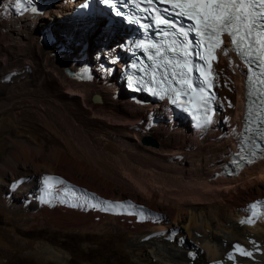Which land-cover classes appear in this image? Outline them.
I'll list each match as a JSON object with an SVG mask.
<instances>
[{"label":"bare ground","instance_id":"bare-ground-1","mask_svg":"<svg viewBox=\"0 0 264 264\" xmlns=\"http://www.w3.org/2000/svg\"><path fill=\"white\" fill-rule=\"evenodd\" d=\"M9 3L4 7L0 6V13L6 12L5 19L8 21L7 25L3 26L2 22L5 19H2L0 15V61L7 65L9 61L17 57L16 48L22 49L23 44H27V49L29 48L31 51L34 61H44L47 69L50 67L57 70L61 81L58 82L48 75V82L45 81L48 89L57 87L60 89L59 93H62V97L74 98L78 106L81 104L80 108L85 109L88 115L97 120H106L109 123L112 122L115 127L124 126L133 131V139L122 138L121 145L115 143L116 141L112 137L107 138L106 145L99 146V154L102 156L105 165L118 166L115 167L120 170L122 178L120 193L126 191V186H130L141 197L149 201L146 204V202L143 203L142 200L136 198L122 194L115 195L113 187L116 182L113 183L107 180L108 178L105 179L102 175L96 174L84 162L75 163L60 149H57L54 154L56 162L61 167L63 165H68V167L55 169L54 175L63 176L59 177L63 179V186L71 183L75 185L74 199L68 190L65 191L70 197H64L58 202H56L55 197L45 194L43 197H38L37 209L40 210L36 211V215H43L48 220L54 221L59 228L67 230L73 229L101 234L110 233L114 230L119 232V235L125 231H135L136 234L132 241L134 264H210L211 261L221 259H224L227 264H264V215L254 225L244 226L240 223L241 218L246 214L247 205L256 198H264V160L244 169L237 179L215 177V174L220 172L222 164L230 155L232 151L230 148L225 150L224 162L217 163L216 160H209L202 162L196 168H189V170L185 166L176 165L174 167L176 164L174 158L176 157H173V152L178 151L177 148L186 142L187 137L196 139L198 146L204 149L212 140L218 141L215 137L221 133V127L217 126L215 129L213 127L221 114L216 113L209 131L201 130L199 133H191L188 126L172 120L170 110L164 104L146 107L134 105L130 102L127 94L117 86L113 88L116 94L112 95L110 88L106 87L109 85L108 82L101 80L106 78V74L92 78L88 82H82L81 76L79 80L69 78L65 69L76 72L78 68V63L75 62L78 57L71 56L72 51L70 49L72 47H79L80 51L82 49L83 53L90 56L89 51L82 48L87 44L86 41L90 43L93 40L98 41L101 34H104L102 37L105 38V42L99 49L101 51L108 48L109 43L116 41L117 37L111 32L107 33L104 30L100 32L94 26L90 27L91 24L85 19H81L80 24L72 23L69 21V12H60L62 21L59 24L56 22L54 27H57V31L59 30L67 36L68 41H65L67 45H64L66 53L62 55L64 48H59L57 52L56 50L51 51L49 44L44 47L50 51L43 52L39 46L45 41L41 37L44 36V33L40 32L41 35L39 34L37 22L41 16L47 13L46 11L53 5V2L40 0L32 6L27 4L28 10L18 7L15 0H10ZM56 7H64L68 10V6L61 4V2L57 3ZM33 8L35 11L31 10ZM46 16L44 15L43 18ZM12 34H15V38L11 36ZM77 45L80 46L77 47ZM224 49L222 48L220 51L218 63L213 67L216 73L214 89L219 94L216 105L220 109L223 101L219 92L222 87L218 86L219 90L217 87L220 80L219 76L222 73V65H228L231 67L232 75L238 84L234 120L238 122L237 128H240L244 103L243 68L230 51L227 55L228 59L225 61L223 59L225 56L223 54ZM26 59V57H21L18 61L23 63ZM41 59L43 60L41 61ZM56 64L63 66L62 69L55 68L54 65ZM18 75L14 77H18ZM1 76L10 78L9 72L2 73ZM222 76L226 79L224 73ZM101 83L102 86H100ZM93 96L99 97L100 102H93ZM153 108L156 111H158L157 109L167 111L165 117L161 114L157 116L158 113L151 115L149 122L145 123L142 128L137 127L142 114L151 112ZM167 121L168 125L165 127L162 136L153 133L156 127L165 125ZM212 129L218 134L211 133ZM206 131L210 133L208 136L203 135ZM143 133H153L159 140L160 148L154 151L155 149L141 144L139 141ZM231 141L235 143L236 136H232ZM124 147H134L146 154L142 159L140 168L137 169L129 165L133 162V158L129 152L123 150ZM38 151L41 152L42 150L38 149ZM151 156L158 158H151ZM151 159L160 160V163H164V168L153 165ZM169 165L176 169H170ZM73 169L79 175L74 173ZM117 173L115 174L117 175ZM30 188L27 193L33 196L32 190L34 188ZM241 190L249 191L248 195L243 198L239 197L237 193ZM44 200H48L50 203H45ZM102 202L122 203L125 205V209L101 210L105 206ZM157 203L164 207L167 206V209H158ZM93 204H96L97 207H93ZM129 204L133 205L134 208H127ZM190 244L194 246L191 247ZM236 244L252 251V257L240 256L238 252H235L234 245ZM190 250L197 252V258L194 261H190L186 256ZM228 252L235 253V259H228ZM41 254L46 259H53L64 264H69V256L71 255L69 252L65 253L53 248L44 249Z\"/></svg>","mask_w":264,"mask_h":264},{"label":"rangeland","instance_id":"rangeland-1","mask_svg":"<svg viewBox=\"0 0 264 264\" xmlns=\"http://www.w3.org/2000/svg\"><path fill=\"white\" fill-rule=\"evenodd\" d=\"M8 1L10 0H0V6L4 7ZM56 6L57 3L53 4L46 11L48 14H44L47 16L44 18V15L41 16V19L37 22L38 32L39 34L43 32L44 36L41 37L45 39L39 47L43 52L50 51L44 47L46 44L51 46V51L56 50L57 52L59 48H64L62 50L63 55L66 53L64 45H67V43L65 44V41H68V39L63 32L57 31V27H54V25L56 22L59 24L62 21L60 12L67 13L70 9ZM5 14L4 11L0 13L2 19H5ZM7 23L8 21L5 19L2 25L6 26ZM102 35L104 34H101L98 41L95 40L96 42L94 40L91 41L92 43L86 41V45L89 47V55L94 56L97 52L95 50L100 49L104 44L105 38ZM11 36L15 38V34ZM88 40H91V38H88ZM27 47L28 45H25V43L22 49L17 47L15 50L17 57L9 61L7 65L0 61V170H2L0 172V264H64L42 256L41 252L47 248L71 253L69 264H134L132 241L136 234L135 231H125V233L119 235V232L114 230L105 234L73 229L67 230L59 228L54 221L48 220L43 215H36V211L40 210L37 209L38 197H43L45 194L55 197L56 202H58L64 197H70L65 191L68 190L72 193L71 196L74 199V184L63 186L56 182L57 180L63 181L62 178H59L63 176L54 175V170L68 167V165L61 167L56 162L54 154L57 149H60L75 163L84 162L96 174L102 175L105 179L108 178L107 180L113 183L116 182L113 187L115 195L122 194L123 196L136 198L142 200L143 203L146 202V204L149 201L141 197L130 186H126V191L120 193L122 178L120 170L116 169L118 166L105 165L102 156L99 154L100 147L108 142L107 138L112 137L116 141L115 143L121 145L122 138L129 137L133 139V131L124 126L115 127L112 122L109 123L106 120H97L88 115L85 109L80 108L81 104L78 106L74 98L62 97L63 95L59 93L60 89L57 87L48 89L46 84L48 75L58 82L61 81L57 70L50 67L47 69L46 63L42 61L43 59H41L42 62L34 61L32 53ZM70 50L72 51L71 56L78 57L79 47H72ZM21 57L27 59L20 63L18 60ZM223 57L227 61L228 57ZM54 66L59 70L63 67L57 64ZM230 69V66L222 65V73L225 74L226 79L221 73L217 85V87H222V90H219V87L218 90L223 101L217 111L221 116L219 120L217 118L213 128L221 127V133L218 134L214 129L210 132L218 134L215 137L218 141L214 142L212 140L204 149L198 146L196 139L187 137L186 142L177 148L179 152H173V157H176L174 158L176 162L174 167L176 165H179V167L185 166L189 170V168H196L202 162L209 160H216L217 163L224 162L225 150L227 148L232 150V147H234L235 143L231 141L232 136L237 135L236 132L239 128H237L238 122L234 120L238 84ZM6 72H9L10 78L1 76L2 73ZM16 73L19 74L18 77H14L17 76ZM50 78L49 80H51ZM100 86H102V83ZM106 87L110 88L112 95L116 94L112 86L108 85ZM230 103L231 106H229ZM157 110L153 108L151 112L142 114L137 127L142 128L145 123L150 121L149 116L151 115L158 113L157 116L161 114L165 117L167 111ZM143 112L145 113V111ZM167 125L168 121L165 125L156 127L153 133L162 136ZM208 131L203 135L208 136L210 134ZM153 133H143L139 142L141 143L143 137H151L158 144L157 147H151L156 151L160 148V143ZM38 149L42 151L39 152ZM123 150L132 155L133 162L129 165L137 169L140 168L142 159L146 154L134 147H124ZM177 156H179L178 160ZM151 158L157 159L158 157L151 156ZM151 160L153 165L158 168L164 166V163L159 162L160 160ZM170 169L175 170L176 168L171 166ZM73 172L76 173V170L73 169ZM46 176L56 178L53 181L54 187L50 194H47L43 184V178ZM21 180H23V183L13 189V184ZM30 187L34 188H32L33 196L27 193ZM248 192L241 190L237 194L243 198L248 195ZM157 207L160 210L167 209V206L164 207L159 203H157ZM190 246L194 245L190 244Z\"/></svg>","mask_w":264,"mask_h":264},{"label":"snow or ice","instance_id":"snow-or-ice-1","mask_svg":"<svg viewBox=\"0 0 264 264\" xmlns=\"http://www.w3.org/2000/svg\"><path fill=\"white\" fill-rule=\"evenodd\" d=\"M29 2L30 0H15L16 5L23 7V10H28L26 5ZM118 2L119 0H103L105 5H110L114 9ZM146 2L152 4L153 0H146ZM160 3L170 6V8L164 9L165 13L173 12L176 16L189 21L187 27L182 23L168 19L158 9H153V23L157 27L163 26L167 29L160 32V36L165 43L159 44L143 39L140 41H125L124 43L139 48L147 55L148 59L154 61L155 69L161 73L160 83L172 78L175 85L180 86V92H177L175 88L170 89V91L175 95L182 94L185 98V104L197 103L199 105L198 111L203 113V118L200 115L196 116L199 126L203 127L212 123L209 107L212 96L206 93L203 87H198L192 77L194 73H199L203 76L207 88L211 89L213 87V82L216 80L213 62L218 63L216 53L222 49L225 35L230 37L231 51L241 57L250 71H259L261 77L259 83L264 85V0H160ZM137 7L139 9V5ZM31 10L35 11L34 8ZM114 14L117 16L124 15L119 9H116ZM141 26L145 30L150 27V25ZM117 47L123 48L124 45H118ZM228 52L229 50L225 48L223 54L227 56ZM113 59H118V57ZM157 59H159V63H156ZM195 59H199L204 63L197 67ZM169 69H171V72H169ZM152 75V82L156 83L155 72ZM252 83L253 81L250 79L249 85ZM197 93H199L198 96ZM248 95L249 97L252 96L251 87ZM261 95L264 96V92H261ZM173 103H176L175 98H173ZM261 103L264 104V99L261 100ZM229 106H231V103ZM248 111L251 115V105H249ZM261 111L264 112V109H261ZM236 157L232 163L237 168L245 163L252 164L257 158L264 159V146L261 147L259 156L255 151L245 155L242 146ZM235 171L236 169H233L230 174H235ZM55 179L51 176L43 178L47 194L51 193ZM56 182L63 184L62 180ZM21 183H23V180L14 183L13 189ZM43 202L50 203L48 200ZM102 203L105 206L101 210L125 209V205L122 203ZM93 207H97V205L93 204ZM127 208H134V206L129 204ZM258 208L262 209L260 215H264V201H257L250 205L249 215L241 220V223L253 224V217L258 218L256 212ZM234 250L240 256L252 257L253 255L252 251L239 244L234 245ZM228 258L235 259V253L230 254Z\"/></svg>","mask_w":264,"mask_h":264},{"label":"water","instance_id":"water-1","mask_svg":"<svg viewBox=\"0 0 264 264\" xmlns=\"http://www.w3.org/2000/svg\"><path fill=\"white\" fill-rule=\"evenodd\" d=\"M65 73L66 75L71 78V79H78L79 80V76H77L75 73H72L71 71H69L67 68L65 69ZM92 101L93 102H100V98L97 97V96H93L92 97ZM141 143L145 146H150V147H157L158 144L156 141H154L151 137L149 136H146V137H143L141 139Z\"/></svg>","mask_w":264,"mask_h":264}]
</instances>
